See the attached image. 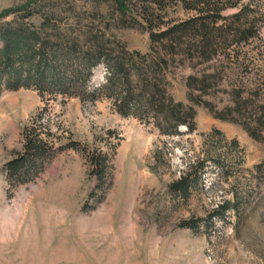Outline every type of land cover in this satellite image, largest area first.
<instances>
[{"label": "rangeland", "instance_id": "obj_1", "mask_svg": "<svg viewBox=\"0 0 264 264\" xmlns=\"http://www.w3.org/2000/svg\"><path fill=\"white\" fill-rule=\"evenodd\" d=\"M243 1L255 11L241 27L245 42L233 38L209 61L168 56L163 68L167 92L195 110L191 131L166 134L153 119L122 116L103 94L3 89L0 264H264V0ZM27 6L40 7L58 29L50 33L56 42L86 48L87 38L102 36L149 53L148 28L135 11L122 18L103 0H0V13ZM41 15L20 19L38 25ZM190 15L174 7L161 14L163 22ZM204 74H214L208 88L187 86L188 77ZM104 79L99 64L88 89ZM33 125L56 152L35 179L9 189L5 164L22 152ZM97 153L109 158L101 188L90 163ZM190 166L198 184L186 199L172 195L169 185ZM225 202L227 210L212 217ZM188 220L198 221L197 231L181 226Z\"/></svg>", "mask_w": 264, "mask_h": 264}, {"label": "trees", "instance_id": "obj_2", "mask_svg": "<svg viewBox=\"0 0 264 264\" xmlns=\"http://www.w3.org/2000/svg\"><path fill=\"white\" fill-rule=\"evenodd\" d=\"M103 2L114 7L122 18L133 16V12H136L141 22L134 19L135 22L148 28L149 53L129 51L117 40H104L102 36L87 38L84 42L86 48H79L82 43L74 39L56 42L50 33L58 29L49 23L40 7L35 10L30 6L6 10L0 13V94L3 89L15 90L21 87H34L41 93L57 92L81 98H95L103 94L111 100L120 115L146 119L147 122L153 119L155 126L163 133L178 134L180 126L188 131L193 130V106L175 101L167 92L163 68L168 63V56H196L209 61L220 50L228 49L233 44V38L236 43L245 42L247 37L243 35L246 31L241 27L247 23L250 14L255 12L251 4L243 0ZM168 7L180 8L192 15L185 19L163 22L161 14ZM228 9L237 11L224 16L223 13ZM22 11L25 15L19 17ZM35 13L42 14V21L38 25H28L21 20ZM9 14H15L16 17L12 21H1ZM168 23L170 24L167 26ZM159 24L163 26L159 27ZM99 64H103L105 68V79L90 90L88 82L91 71ZM81 78L83 83H78ZM207 78H214V74L190 76L187 78V86L192 87L193 84L195 87L192 88L205 90L207 85L203 84ZM188 98L189 101L196 102L191 95ZM215 116L219 117L217 114ZM41 128L40 125L27 127L23 134L22 152L5 164L9 189L35 179L56 152L53 145L41 137ZM112 153L114 154V150ZM90 163L92 173L97 178L96 188H101L106 180L109 158L106 154H93ZM198 178L197 173L193 172V166H190L169 185V192L186 199L198 184ZM227 204L225 202L215 209L212 217L221 216L227 210ZM208 224L210 223L206 226ZM181 226L197 231L198 221H184Z\"/></svg>", "mask_w": 264, "mask_h": 264}]
</instances>
